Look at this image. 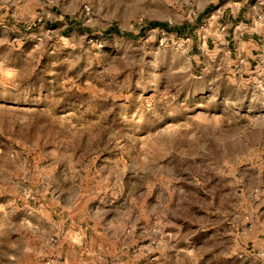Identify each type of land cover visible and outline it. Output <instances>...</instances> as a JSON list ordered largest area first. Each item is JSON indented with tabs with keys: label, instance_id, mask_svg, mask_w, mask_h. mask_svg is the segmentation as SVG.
<instances>
[{
	"label": "rangeland",
	"instance_id": "rangeland-1",
	"mask_svg": "<svg viewBox=\"0 0 264 264\" xmlns=\"http://www.w3.org/2000/svg\"><path fill=\"white\" fill-rule=\"evenodd\" d=\"M264 264V0H0V264Z\"/></svg>",
	"mask_w": 264,
	"mask_h": 264
},
{
	"label": "crops",
	"instance_id": "crops-1",
	"mask_svg": "<svg viewBox=\"0 0 264 264\" xmlns=\"http://www.w3.org/2000/svg\"><path fill=\"white\" fill-rule=\"evenodd\" d=\"M64 260L67 264H84L81 260H75L74 258H71L68 254L64 256Z\"/></svg>",
	"mask_w": 264,
	"mask_h": 264
}]
</instances>
